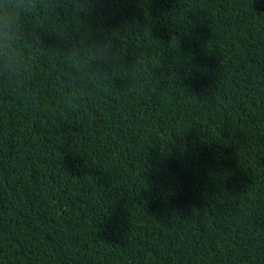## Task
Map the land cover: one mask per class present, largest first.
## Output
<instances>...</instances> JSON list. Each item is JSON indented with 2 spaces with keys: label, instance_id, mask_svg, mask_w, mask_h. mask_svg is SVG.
I'll return each instance as SVG.
<instances>
[{
  "label": "trees",
  "instance_id": "trees-1",
  "mask_svg": "<svg viewBox=\"0 0 264 264\" xmlns=\"http://www.w3.org/2000/svg\"><path fill=\"white\" fill-rule=\"evenodd\" d=\"M30 5L0 55V264H264V0Z\"/></svg>",
  "mask_w": 264,
  "mask_h": 264
},
{
  "label": "clouds",
  "instance_id": "clouds-1",
  "mask_svg": "<svg viewBox=\"0 0 264 264\" xmlns=\"http://www.w3.org/2000/svg\"><path fill=\"white\" fill-rule=\"evenodd\" d=\"M104 0H93L94 6H103ZM30 0H0V55L11 60L16 51V42L21 35V20L30 11ZM110 41L102 28L95 42L94 59L104 62L108 59V45ZM85 77L91 71L89 64L84 63L79 68Z\"/></svg>",
  "mask_w": 264,
  "mask_h": 264
}]
</instances>
